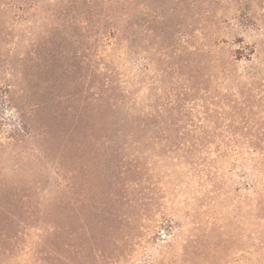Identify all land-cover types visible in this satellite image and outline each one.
Returning a JSON list of instances; mask_svg holds the SVG:
<instances>
[{
    "label": "rangeland",
    "instance_id": "obj_1",
    "mask_svg": "<svg viewBox=\"0 0 264 264\" xmlns=\"http://www.w3.org/2000/svg\"><path fill=\"white\" fill-rule=\"evenodd\" d=\"M264 264V0H0V264Z\"/></svg>",
    "mask_w": 264,
    "mask_h": 264
},
{
    "label": "trees",
    "instance_id": "obj_2",
    "mask_svg": "<svg viewBox=\"0 0 264 264\" xmlns=\"http://www.w3.org/2000/svg\"><path fill=\"white\" fill-rule=\"evenodd\" d=\"M54 259L56 261L54 264H57V263H61L62 262V261H60V258H58V257H55Z\"/></svg>",
    "mask_w": 264,
    "mask_h": 264
}]
</instances>
